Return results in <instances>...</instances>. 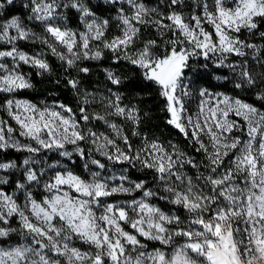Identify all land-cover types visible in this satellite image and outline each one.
<instances>
[{"label": "snow or ice", "instance_id": "1", "mask_svg": "<svg viewBox=\"0 0 264 264\" xmlns=\"http://www.w3.org/2000/svg\"><path fill=\"white\" fill-rule=\"evenodd\" d=\"M105 2L116 10L113 19L119 29V35L110 40L104 38L110 20L96 15L91 0H27L23 5L29 12L27 20L42 27L44 36H37L18 16L0 23V43L11 46L0 50V61H12L11 67L0 62V92L15 93L33 87L20 71L21 63L39 69V74L51 71L43 53L28 55L16 47L18 41H39L66 69L82 73L89 69L78 67V61L100 60L106 49L113 53L115 62L123 59L140 70L142 83L149 82L144 88L156 86L165 100L167 124L194 143L195 151L204 153L206 163L194 162L175 145H169V150L146 137L143 147L133 150L129 137L101 115L91 118L108 124L127 151L116 143V138L85 131L80 122L90 120L85 107L89 93L83 94L79 120L64 104L57 105V111L55 107L38 108L8 99L4 107L19 125V136L34 144L13 138L15 129L0 120V151L13 149L31 154L20 165L0 161V172L15 175L14 180L8 175L0 176V186L14 185L12 192L0 187V264H264V112L238 97L201 89V102L193 118L187 115L184 101L191 95L184 82L189 61L218 57L213 62L232 69L236 89L259 87L256 99L264 102V72L254 76L246 59L239 64H225L231 54L246 57V48L254 50V57L259 52L257 45L241 39L240 33H257L258 20H264V0H212L211 10L208 3H202V14L190 18L175 10L184 0H166L167 13L159 5L149 7L144 0ZM13 4L14 0H0V10ZM65 10L79 14L85 31L75 32L66 26ZM205 24L212 31L206 30ZM142 27L154 28L161 38L168 33L171 36L163 48L162 39H149L132 52ZM259 36L264 38V32ZM93 41H100L101 46L93 49ZM57 44L64 51H57ZM256 60L264 66V57ZM107 79L114 86L122 83L110 71ZM66 83L77 95L81 94L78 79H68ZM105 99L109 115L124 117L139 127L142 121L137 108L122 107L118 93ZM231 116L241 118L243 123ZM82 141L94 145L95 151L113 163L127 162L134 167L139 162L142 168L153 170L154 179L163 182L164 191L171 193L170 203L189 214L187 221L179 215L165 214L144 199L127 206L102 200L143 190L145 181H132L131 187H125L127 177L121 176V183L110 186L100 172L91 173V179L67 170L48 176L47 170L31 166L39 163L34 157L41 152L58 151L71 159L73 153L66 145L75 146L74 151L83 159L86 154L79 146ZM91 163L98 169L105 168L99 160ZM186 164L197 169L195 181L182 171ZM34 190L45 194L37 199ZM143 195L152 197L156 193L145 190ZM96 209L102 211L98 214ZM129 209L134 218L129 216ZM13 222L18 226L13 227ZM13 235L20 239L4 246ZM178 237L183 238V243L176 244ZM74 241L88 245L89 250L81 251L73 246ZM148 242H157L160 247L148 251Z\"/></svg>", "mask_w": 264, "mask_h": 264}, {"label": "trees", "instance_id": "2", "mask_svg": "<svg viewBox=\"0 0 264 264\" xmlns=\"http://www.w3.org/2000/svg\"><path fill=\"white\" fill-rule=\"evenodd\" d=\"M149 7H156L159 5L160 10L167 13L166 4L163 0H144ZM117 5L116 7H119ZM192 3H189L187 7L180 5L176 11L182 9H191ZM92 10L103 17L110 18L116 13V10L112 5L106 3L103 0H91ZM25 9L21 4H13L6 6L3 9L2 18H8L12 15H24ZM68 18L67 25L72 28H80L81 23L79 21V14L75 10L67 11ZM259 29L255 35L248 33L246 30H242L240 37L246 40L250 44H255L259 48V52L254 57L253 52H246V57H237L232 54V58L236 60H247L248 69L254 76H258L264 72V66L258 63L256 57H264V38L259 36V32H264V20H258ZM149 39L160 40L159 35L152 27L141 28L140 39L133 45L134 48L142 47L143 42ZM21 47L27 48V45L20 43ZM5 45H0L4 47ZM45 59L50 65L51 71L43 74H39L40 70L33 68L30 65H25L24 69L28 73V78L33 87L29 89H22L15 93H3L0 92V105L3 104L10 97L26 98L32 101L45 100V101H59L68 107L73 109V113L76 115V119H80L79 108L84 100V93L91 94L89 96V103L85 105L90 120L85 124L81 121L82 128L87 126L96 130H102L108 135L113 136L111 129L105 125L103 120H96L91 117L94 115L104 116L107 120L114 122L121 130L122 133L129 137V142L132 147L137 144L144 143L143 138L146 137L149 141H158L159 143H167L174 141L182 148H187L190 145L189 139H186L183 134L175 129L173 126L167 124L169 114L165 111V100L158 94L156 86L144 88V84L149 82L144 81L142 83V77L140 70L133 65H130L128 61L121 59L118 63L115 62L113 53L103 49V58L100 60H81L78 61V67H86L89 69L87 73L77 72L74 69H66V66L59 60L58 57L49 53L46 54ZM112 71L122 80L121 85L114 86L107 79V72ZM185 81L189 85V89L193 92H197L200 88H208L213 91H222L233 96H236L255 107L264 110V102L256 99V94L261 90L257 89H236L234 82L236 77L232 70L225 66H217L212 59L193 58L189 61V68L185 69ZM68 79H78L80 81V95H77L73 89L66 83ZM264 87V86H262ZM111 89V93H118L121 96L120 105L126 108L135 107L139 110L141 116V123L139 127L134 126L131 121L126 120L124 117H117L109 115V109L106 107L107 100L105 94ZM0 115L6 118L3 108H0ZM241 121V119H239ZM86 130V129H84ZM87 131V130H86ZM133 132H138L139 135H133ZM120 140V139H117ZM119 142H122L121 140ZM189 145H188V144ZM124 145V143H122ZM124 148L125 145H124ZM184 150V149H183ZM187 150V149H186ZM27 152H17L13 149H9L6 152L0 151V160H14L17 163L27 155ZM43 155L44 163H51L59 161L67 165L73 172L81 177L89 176L88 169L83 165L80 156L77 154L72 155V159H68L59 154V152H41ZM99 160L104 164H107V160L103 156H99ZM126 174L128 177L134 180H146L145 188L152 187L154 190H159L157 180L154 179L156 173L151 169L135 168L132 165H126ZM153 178V181H149ZM9 179H15V176H11ZM4 188L8 191L14 188L11 183L4 185ZM141 190L135 191L134 195L140 194ZM129 196V194L123 195V197ZM115 198V196H111ZM157 204L162 206L161 201H157ZM177 214L181 218H187L189 214L183 209H176ZM15 236L10 237L13 240ZM178 237L177 240H180ZM79 248H87L88 245L83 244L80 241H74ZM160 247L157 242H148V248Z\"/></svg>", "mask_w": 264, "mask_h": 264}, {"label": "rangeland", "instance_id": "3", "mask_svg": "<svg viewBox=\"0 0 264 264\" xmlns=\"http://www.w3.org/2000/svg\"><path fill=\"white\" fill-rule=\"evenodd\" d=\"M105 1V0H103ZM163 2L166 3V0H163ZM208 3L209 6H210V10H211V7H212V0H184V3L181 4V5H184L185 7H187V5L189 3H192L193 6L191 9H182V10H179L178 12H180L183 16H185L186 18H190L191 16L193 15H201L202 14V9L199 7V5H201L202 3ZM229 3H231V0H228ZM14 3L15 4H21L22 6L27 3V0H14ZM24 8V7H23ZM26 13L24 15H12L8 18H2V14H3V10H0V23H4L8 20H10L13 16H18L20 17L24 22L25 24L32 29V31H34L36 33L37 36H44L46 35L44 32H43V29L42 27H39L37 26L35 23L33 22H29L27 20V16L29 15V12H28V9L24 8ZM65 14H66V10H65ZM97 16H99L100 18H103V19H109L110 20V25H109V28L108 30L106 31L105 33V39H108L110 40L112 37L116 36V35H119V29L118 27L116 26V21L113 19L115 16H116V13L113 14L110 18H106V17H103V16H100L98 14H96ZM61 27H64V25H60ZM68 28L72 29L73 31L75 32H83L85 31L84 29V26L81 24L80 28H72L68 25H66ZM206 30L208 31H212V28L210 25L208 24H205L204 25ZM171 36V33H168L167 35H165L163 38H161L160 36V40L162 39V43H161V48L164 47V42L167 41V39ZM50 39V42H51V38ZM20 43H24L27 45V48H24V47H21ZM249 43V42H248ZM0 45H5L4 47H0V50H9V48L11 47L10 45H7L6 43H0ZM93 49H95L97 46H101V42L100 41H93L92 44L90 45ZM16 47L27 53L28 55H37V54H40V53H43V58L45 59L46 57V54H49L51 53V51L47 48L46 45H43L41 43H39V41H18L17 44H16ZM57 47V51H64L63 47L62 46H59L58 44L56 45ZM135 46H132V49L131 51L132 52H135L136 50H138L140 47H137V48H134ZM245 52L249 51V52H253L254 50L253 49H250V48H246L244 49ZM52 54V53H51ZM232 55V54H231ZM229 55L227 60L225 61V64H228V63H233V64H239L241 63V60H236L234 58H232V56ZM213 61L215 59H218V57H213L211 58ZM46 60V59H45ZM0 62H3V63H6L9 67H11L12 65V61L10 58H6L4 61H0ZM25 65L21 63V66H20V71L25 74L26 78H28V73L27 71L24 69ZM230 69V68H229ZM232 70V69H230ZM112 72V71H110ZM29 79V78H28ZM186 83V82H185ZM201 89H207L209 93H212V94H217V93H223V94H226V95H229V96H233L231 94H228V93H225V92H222V91H213V90H210L208 88H200L197 92H193L192 90L189 89L191 95L189 97H184V101H185V107L187 109V115H191L193 118H195L197 112H198V108H199V105H200V102H201V97L199 96V91ZM106 98L110 97L111 94H109V91L105 94ZM233 97H236V96H233ZM9 99H15V100H19V101H24V102H27V103H30V104H33L35 106H37L38 108H44L45 106L49 107V108H53L55 107V110L57 111H60V109L58 107H56L57 105L59 104H63L59 101H45V100H37V101H32V100H29V99H26V98H17V97H10ZM8 100V99H7ZM6 100V101H7ZM6 101L0 105V108H3V111L6 115V118H3L1 115H0V120L2 121H5L9 126H11L13 129H15V131L11 134L13 136V138L15 139H18L21 143H33L32 141L24 138V137H21L19 136V125L8 115V112L6 110V108L4 107ZM244 101V100H243ZM246 102V101H245ZM248 103V102H247ZM65 105V104H64ZM123 107V106H122ZM259 109V108H258ZM260 111L264 112V110H261ZM65 115H67V113H65ZM230 119H235L237 121H240L239 117H235V116H231ZM109 123L111 124H115L114 122L108 120ZM241 123H243V121L241 120L240 121ZM106 126H108V124H105ZM109 127V126H108ZM82 128V126H81ZM110 128V127H109ZM82 129H86V130H91L97 134H103L104 136H107L109 138H116L115 137V133L112 131L113 133V136H110L108 135L106 132L102 131V130H96V129H93V128H89L88 126L86 128H82ZM111 129V128H110ZM85 130V131H86ZM236 135H239L241 136L242 139H246V137H244L241 133L237 132L235 133ZM119 138H116V143L122 148L124 149L125 151H127V148H124V145L122 144L123 142H119L120 140H117ZM205 141H206V138H204ZM149 141V140H148ZM189 143L190 145L187 146V150L185 148H182L181 146H179L177 143H175L174 141H169L167 143H161L166 149H169V145H175L181 152H183L187 157L191 158L194 162H203V163H206V160L204 158V153H198L195 151V148L197 147L194 143L190 142L189 140ZM143 144L144 143H141V144H137L135 147H133V150H137L141 147H143ZM35 146V145H34ZM79 146L81 148H83L85 150V158H81V161L83 163V165H87V169L89 171V176L87 177H81V178H84V179H91V173L93 172H100V176L102 178H105L109 181L110 183V186H113V185H117L119 183H121V181L119 180V177L121 176H126L127 177V180L124 181V185L125 187H131V183L132 181L134 182H140V181H146V180H134V179H131L130 177L127 176L126 174V171H127V166L126 165H131L127 162L125 163H113L112 161H109L107 160L105 157V159L108 161L107 164H104L103 162H101L99 160V156H102L99 152L95 151V146L92 145L91 143L87 142V141H82V142H79ZM74 147L73 145H66V148L68 151L72 152L73 155L74 154H77L75 151H74ZM184 149V150H183ZM31 154H27L22 160L21 162L16 163L18 165L22 164L23 160L27 157H29ZM231 155L230 154V157L229 158H226V161L225 163L227 164L228 162V159L231 158ZM35 160L39 161L38 164H33L31 165L33 168L39 170V169H45L47 170V174L48 176H51L54 171H72L67 165H65L64 163L62 162H59V161H54V162H51V163H44L43 161V155L42 154H38L34 157ZM72 159V157H71ZM93 159H96V160H99L101 163H103L105 165V168L104 169H98L96 165L92 164L91 161ZM0 161H14V160H7V159H2ZM135 168H138V169H141V165L139 164V162H135ZM184 173H186L188 176H192L193 177V180L195 181V177H196V174H197V169H194L192 168L190 165H185L183 170H182ZM200 171L202 172H205L206 174V171L203 167L200 168ZM73 172V171H72ZM74 174H76L75 172H73ZM5 175H8V177L10 178L13 174H6L4 172H0V176H5ZM78 175V174H76ZM15 176V175H13ZM115 177V179H113ZM45 179H47V177H45ZM173 181H175V177L172 178ZM149 181H153V178H150ZM157 183H158V187H159V190H154L152 187H146L145 189L141 190L140 194L138 195H134V192H131V193H121V194H116V195H113L115 196V198H111V197H107V198H102L103 202L105 203H113V204H120L121 206H127L129 204H131L132 201H140L141 199H144L146 200L149 204L159 208L162 212H164L165 214H168V215H178L177 212H176V209L177 207L180 208L178 205H174L172 203H170V199H171V193H168L166 191H164V183L163 182H160L157 180ZM0 187H3V189L7 192H12L14 190V188L10 191L6 190L4 188V186H0ZM145 190H151L153 191L154 193H156V195L152 196V197H144L143 193ZM34 194L36 196L37 199H41L42 196L45 194L43 193L42 190H34ZM125 194H129V196H126V197H123V195ZM161 197H166L165 199H161ZM161 201L162 203V206L158 205L157 204V201ZM97 213L99 214L100 211H102V209H96ZM129 216L130 217H133L134 218V214L131 212V210L129 209ZM189 218V216L187 218H181L182 220H184L185 222L187 221V219ZM13 227H16L18 226L16 223L13 222L12 224ZM184 225L182 224L181 227H183ZM126 230L128 231H132L130 228H128L127 226H125ZM15 238L13 240H10L8 241V243L4 244V246H8L9 244L11 243H15L16 241H18L20 238L16 235H14ZM180 243H183V238H181L180 240H177L176 238V244H180ZM73 246L77 247L75 242H73ZM176 245L174 244L173 247H175ZM79 248V247H78ZM81 251H88L89 250V247L87 248H80ZM153 248H148L147 250L148 251H151ZM166 250H170V249H166Z\"/></svg>", "mask_w": 264, "mask_h": 264}]
</instances>
